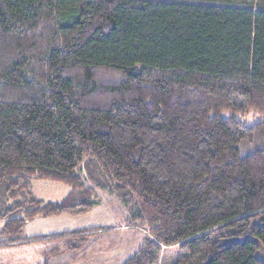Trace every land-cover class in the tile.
<instances>
[{"label": "trees", "instance_id": "16d2710c", "mask_svg": "<svg viewBox=\"0 0 264 264\" xmlns=\"http://www.w3.org/2000/svg\"><path fill=\"white\" fill-rule=\"evenodd\" d=\"M100 191L123 264H264V0H0V246Z\"/></svg>", "mask_w": 264, "mask_h": 264}, {"label": "rangeland", "instance_id": "374dc122", "mask_svg": "<svg viewBox=\"0 0 264 264\" xmlns=\"http://www.w3.org/2000/svg\"><path fill=\"white\" fill-rule=\"evenodd\" d=\"M248 122H254L260 120L262 116L254 111L245 113L242 116ZM90 182V181H89ZM64 189L62 187H57L56 193H49L47 192L45 197L46 198H56L58 194H61V191ZM104 192V191H101ZM54 194V195H50ZM104 198L108 200V203L102 202V206L105 210H107L110 206L113 207V211L117 215H120V220L122 227H118L117 230L113 232L103 231L97 232V234H90V236H85V230L83 232H79L83 238L82 248L79 252V249H68L61 254L59 253H49L46 248V245H21L22 242H14L12 244H8L5 246H0V264H67L66 261L69 263L72 262V258L74 257L73 264H97L96 261L100 257H104L101 259L100 264H120L125 256V254L129 255L132 250H135L140 246L143 242L146 231L139 226L133 225L128 222V216L124 210H126L120 201L116 199L115 196H109L107 193H103ZM9 205L15 207V205H22L24 208L30 206V200L28 201L25 198L20 199L18 202H10ZM110 207V208H111ZM125 213V215H124ZM91 215V214H90ZM86 217L89 216H80V219H87ZM115 219V218H114ZM116 220V219H115ZM97 221V219H95ZM105 230V229H103ZM95 235L97 237L95 238ZM85 236V237H84ZM97 239V244L91 243L93 242L92 239ZM0 239H3L0 236ZM114 240L111 242V240ZM118 241V242H117ZM123 242V248L117 247L120 246V242ZM117 242V244H116ZM63 242H60L61 245ZM110 246H109V245ZM133 245V246H131ZM62 247L59 246L60 252ZM95 248V249H94ZM112 249L109 252H105L102 249ZM116 249L118 251H116ZM122 254L120 251H123ZM168 250V249H167ZM111 254V256L109 255ZM79 255V256H76ZM124 255V256H123ZM117 258H119L117 260ZM162 258V257H161ZM160 258V264L162 259ZM64 262V263H63Z\"/></svg>", "mask_w": 264, "mask_h": 264}, {"label": "crops", "instance_id": "0c3cea01", "mask_svg": "<svg viewBox=\"0 0 264 264\" xmlns=\"http://www.w3.org/2000/svg\"><path fill=\"white\" fill-rule=\"evenodd\" d=\"M102 197V202L108 203V200L104 198V192H99ZM102 202L100 205L96 206L91 212L87 214L82 215H60V216H51V217H40L36 218L34 220L26 221L25 230H24V236L27 238L24 242L21 243V245H34L37 244L39 246L46 245L47 251L51 254L52 253H59L68 250V249H79V252L82 248V236L79 232H83L85 236H90V234H97V232H103V231H111L114 233L115 230L121 225L120 215L115 214L113 211V207H109L107 210H105L103 207H101ZM112 209V211H111ZM91 214V215H90ZM125 215V213H124ZM80 216H89L86 217L87 219H80ZM116 220H115V219ZM97 219V221H95ZM105 229V230H103ZM110 234V232H109ZM57 235V236H55ZM84 236V237H85ZM97 235H95V238ZM94 244H97V239H92ZM114 240L112 239L111 242ZM60 242H63L61 245H59ZM118 242V241H117ZM116 242V244H117ZM120 242V241H119ZM120 246L123 248V242L119 243ZM109 245V244H108ZM59 246H61L62 250L60 252ZM110 246V245H109ZM133 246V245H131ZM95 249V248H94ZM105 252H109L112 249H102ZM113 251V250H112ZM116 251H118L116 249ZM122 254L123 251H120ZM135 250H132L129 255L125 254L122 262L120 264H123L133 253ZM111 256V254H109ZM79 256V255H76ZM72 258V262L69 263V261H66L67 264H73L74 257ZM101 259H104V257H100L96 263L100 264ZM119 258H117L118 260ZM64 263V262H63Z\"/></svg>", "mask_w": 264, "mask_h": 264}]
</instances>
